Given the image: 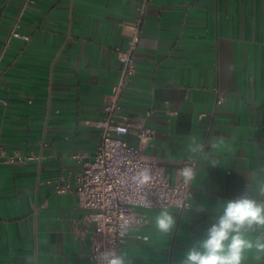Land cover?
<instances>
[{
  "label": "crops",
  "instance_id": "obj_1",
  "mask_svg": "<svg viewBox=\"0 0 264 264\" xmlns=\"http://www.w3.org/2000/svg\"><path fill=\"white\" fill-rule=\"evenodd\" d=\"M138 1L0 0V264H92L88 210L55 179L93 157L127 43L121 22ZM16 20L28 38L6 43ZM135 65L121 104L153 130L143 152L170 178L186 161L195 176L191 207L166 208L172 234L155 229L162 208L145 209L120 251L133 264H179L218 201L264 182V0H152ZM191 135L206 156L189 158Z\"/></svg>",
  "mask_w": 264,
  "mask_h": 264
},
{
  "label": "built area",
  "instance_id": "obj_2",
  "mask_svg": "<svg viewBox=\"0 0 264 264\" xmlns=\"http://www.w3.org/2000/svg\"><path fill=\"white\" fill-rule=\"evenodd\" d=\"M151 1L139 0L133 16L121 22L127 32V43L123 48H116L120 63L119 79L103 101L102 114L96 121L99 139L93 157L83 162L80 169L60 173L55 179L56 192L73 193L78 204L88 210L85 218L91 225L89 239L92 264H97L96 257L101 251H120L126 244L129 230L124 234L119 230V225L125 219L133 222L132 228L146 221L145 209L176 208L184 211L191 207V182L185 184L180 173L175 178L168 177L157 161L143 152L142 143L151 140L153 130L136 125L122 113L121 96L131 86L137 72L136 50ZM19 26L16 20L6 43L12 37L28 38L19 31ZM222 100L223 95L219 94L216 103ZM125 134H134L139 143H130ZM185 166L194 168V163L186 161L180 170ZM145 168L150 170L152 179L149 184L140 186L132 177Z\"/></svg>",
  "mask_w": 264,
  "mask_h": 264
},
{
  "label": "clouds",
  "instance_id": "obj_3",
  "mask_svg": "<svg viewBox=\"0 0 264 264\" xmlns=\"http://www.w3.org/2000/svg\"><path fill=\"white\" fill-rule=\"evenodd\" d=\"M187 145L192 158L206 156V145L195 135H191ZM216 147L215 144L212 145ZM208 164L216 166L218 161L209 159ZM185 184L195 176L191 166L180 170ZM150 170L139 171L132 180L140 186L150 183ZM203 210V209H201ZM205 229L183 254L179 264H244L247 254L258 264H264V182H246L244 191L232 199L218 201L215 215ZM133 222L125 219L119 225L121 234L128 232ZM176 220L165 208L154 219L155 229L164 236L172 234ZM97 264H133L132 258L122 251L106 249L96 257Z\"/></svg>",
  "mask_w": 264,
  "mask_h": 264
}]
</instances>
